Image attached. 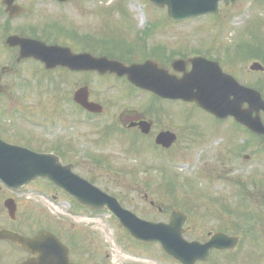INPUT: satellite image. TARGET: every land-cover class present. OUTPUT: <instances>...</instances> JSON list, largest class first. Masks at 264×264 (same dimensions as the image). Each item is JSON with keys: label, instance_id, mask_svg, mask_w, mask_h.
<instances>
[{"label": "rangeland", "instance_id": "obj_1", "mask_svg": "<svg viewBox=\"0 0 264 264\" xmlns=\"http://www.w3.org/2000/svg\"><path fill=\"white\" fill-rule=\"evenodd\" d=\"M97 1H101L97 7L103 11L94 19L96 27L118 29L138 25L142 32L150 21V26L162 34L169 33L171 42L178 47L203 53L208 47L222 49L219 57L224 71L236 76L245 85L260 86L264 90V73L250 70L253 62L264 66V61L258 58L243 60L236 56L241 44H249L250 47L260 44L264 47V0H237L230 9L221 4L215 17L182 23L171 22L162 10L146 0ZM162 38L168 37L163 35ZM2 44L0 32V48ZM0 58V70L12 62H9L10 52L3 51ZM32 68L44 77L41 67ZM30 69L23 66L3 79L6 92L0 97V136L4 140L44 152L49 148L44 145L45 142L68 134L79 147L78 154L71 158L66 156L76 165L77 173L92 183L94 181L96 186L116 197L127 210L143 219L168 222L173 209L186 212L190 216L186 224L188 240L215 234L220 228L232 232L230 226L236 222L231 223L234 219L228 217V207L235 209L239 206L245 217L249 215L246 224L255 226L254 234H264L263 142L248 143L254 140L251 134L233 121L220 124L197 108L169 103L163 106L178 123L172 128L179 134L175 148L162 153L152 142L141 140L144 153H129L127 145L116 139L103 143L98 131V124L103 121L87 122L73 103L77 89L87 86L95 97L104 95L100 100L105 106H129V103L115 98L118 94L110 89V82L93 77L75 78L60 71L52 72L50 78L38 80ZM142 102L144 99L134 100L133 105L141 107ZM30 115L36 116V120H30ZM190 117H193L195 126L192 129L181 126ZM262 118L264 120V114ZM241 147L246 149L238 154ZM90 154L102 156L107 162L96 165L90 161ZM247 156L249 159H246ZM171 178L179 189L169 187ZM174 183L171 185L174 186ZM28 193L26 196L31 207L41 214L42 220L67 222L68 226L74 224L76 229L91 231L92 242L85 244L82 254L88 260L98 261L99 264H172L159 245L139 246L133 243L118 220L105 210H76L73 201L42 181L32 183ZM222 206L224 215H220ZM248 208L250 211L254 209V213L246 212ZM234 217L237 218L236 215ZM254 234L242 232L240 236Z\"/></svg>", "mask_w": 264, "mask_h": 264}, {"label": "flooded vegetation", "instance_id": "obj_2", "mask_svg": "<svg viewBox=\"0 0 264 264\" xmlns=\"http://www.w3.org/2000/svg\"><path fill=\"white\" fill-rule=\"evenodd\" d=\"M5 1L0 0V32L3 36V47L0 48V56L3 51L10 52L9 62H12L9 66L1 68L0 74H2L3 79L5 76L15 74L21 67L28 66L31 68V72L36 74L35 79L38 80H43L44 77L50 78L52 72L60 71L65 75L66 73L72 74L75 78L81 76L93 77L105 80L106 83L110 82V89L115 90L118 94L115 98L119 102L129 103V106H105L100 100L104 95H96L95 97L90 88V101L102 105V110H84L78 105H74L79 108L76 111L83 114V118L87 119V122L103 121V123L98 124L100 127L98 131L101 134L103 143L116 139L119 143L127 145L129 153L135 154L143 152L142 144H140L141 140L152 142L160 152L173 150L179 141V134L175 129H172L178 124L174 121L175 116L170 115L166 107L163 106L169 103H182L197 108L220 124L234 122L233 118L220 121L198 108L195 104L172 101L156 96L133 85L127 76H119L115 73L101 75L96 71H83L82 69L73 71L62 66L47 69L41 60L21 58V47L17 45L8 46L7 39L11 36H17L22 39L42 42L49 47L68 48L78 56L88 54L96 59L107 58L125 66L143 65L150 62L153 63V67L158 72L167 73L161 74V76L170 79L172 77L182 78L185 73L190 72L192 70V59L195 57H204L220 63L218 57L221 55L222 49L215 50L208 47L204 53L195 54L193 49L186 50L171 42L170 34H162L155 27H151L150 21L148 27H145L142 32L134 20L136 27L133 28L128 26H121L118 29H100L98 26L97 28L94 25V19L98 18L102 14L101 11H103L98 9L97 3L101 1L97 0H15L11 14L7 11ZM163 13L167 15V11H163ZM163 35L169 39L162 38ZM178 62L181 65L175 68V63ZM32 66L41 67L45 72L44 77L39 75L37 70H33ZM81 88L83 87H80L77 91ZM133 99L138 101L144 99V102L141 103V107H135ZM13 117L17 118L14 115ZM34 118L37 117H34V115L29 117L30 120H36ZM192 120L193 117H190L181 126H188L189 129H192L195 126ZM237 125L243 128L241 125ZM163 133L173 134L177 137L169 149L157 145V138ZM0 138L4 139L1 136ZM77 144L76 140L67 134L57 137L52 142H45L44 145L49 146V148L42 153L53 154L58 157L60 163L72 166L73 173L82 177L81 174L76 172V165L66 158V156L71 158L79 153ZM89 157L90 161H94L96 165L107 162L102 156L90 154ZM45 183L48 184L49 188L66 197L64 192L50 181H45ZM28 189L29 187L18 190L0 187V236H2L0 237V264L35 263L39 258L38 254H33L5 236L15 234L27 239H34L42 231L52 233L61 241L65 246L62 248L63 256L69 257L70 264H99L98 261L88 260L82 255L85 244L92 242L90 240L91 231L76 229L74 224L68 226L67 222L58 223L55 220H47L46 218L42 220L41 214H37L36 209L31 207L32 204L26 196L29 194ZM66 198L70 200L68 197ZM73 206L76 210H82L80 206L74 203ZM159 210L163 212L162 208H159ZM221 214L223 215V213ZM234 215L239 218L238 221L241 220L240 216H242L237 208L231 211V218L234 219L231 223L236 222V224L230 226L232 232L222 231V228H220V231L215 234L226 233L230 238L235 239V242L227 247L228 249H212L207 260L198 261L196 264H264V234H254V230L252 231L254 235L240 236L236 233L240 230V226H238L237 218ZM215 219L220 220L221 218L216 217ZM215 234H208L189 241L206 244L210 242ZM87 255L89 254L87 253ZM170 262L180 264L172 259H170Z\"/></svg>", "mask_w": 264, "mask_h": 264}, {"label": "water", "instance_id": "obj_3", "mask_svg": "<svg viewBox=\"0 0 264 264\" xmlns=\"http://www.w3.org/2000/svg\"><path fill=\"white\" fill-rule=\"evenodd\" d=\"M147 1L161 8L167 7L170 18L178 22L207 14H217L221 1H224L227 7L233 6L236 2V0ZM13 2L14 0L6 2L9 9ZM9 44L11 46L21 45L24 58L40 59L46 63L48 69H54L61 65L71 70H97L101 74L112 72L120 76L127 75L136 86L151 91L162 98L194 102L220 119L232 115L239 123L253 132L264 135V125L260 117V112L264 111L261 94L258 91L242 87L234 78L221 71H219L220 73L214 71L210 67L212 63L202 59H196L192 73L185 75L180 80L157 79L150 76L154 72L151 71L149 64L129 68L107 59L95 60L90 56L76 57L70 51L56 47L50 48L43 44L39 45L16 38H11ZM252 70L263 71V67L256 63L252 66ZM3 92L4 88L0 86V95ZM75 101L87 110H101L99 105L89 102L87 88L81 89L76 94ZM245 103L249 104V110H243ZM254 112L257 113L255 118L253 117ZM174 139L173 135L165 133L160 135L158 143L169 147ZM40 177L51 180L83 207L95 211L106 208L119 220L120 225L132 239L145 244L159 243L168 257L174 258L181 264H190L192 259L195 262L206 259L210 247L219 248L226 243L222 235H217L211 243L204 246L198 243H189L183 238L184 225L188 220L186 214L174 211L170 224L144 221L124 209L117 199L104 194L95 186L74 175L71 167H63L57 157L36 154L28 149L0 140L1 182L10 188H20ZM7 237L33 254H39V259L34 264H69L68 258L63 256L62 244L49 233H41L33 240L17 235Z\"/></svg>", "mask_w": 264, "mask_h": 264}]
</instances>
